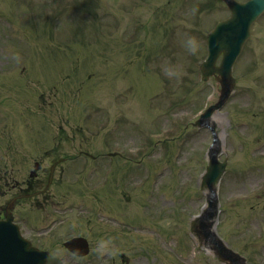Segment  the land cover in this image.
<instances>
[{
    "label": "rangeland",
    "instance_id": "obj_1",
    "mask_svg": "<svg viewBox=\"0 0 264 264\" xmlns=\"http://www.w3.org/2000/svg\"><path fill=\"white\" fill-rule=\"evenodd\" d=\"M3 1L0 0V17L7 10L20 16V28L24 32L21 43L34 41L31 39L34 32L29 28L33 23L38 41L44 40V29H48L49 25L52 27L50 43L46 42L47 46L41 42L36 44L37 52L32 56L34 61L30 70L33 77L43 83L57 82L64 71L67 79L76 76V80L72 79L74 82L83 79L85 87L74 92L72 100L62 95L64 89H54L52 105L58 109L54 115L60 109H67V116H72L84 128V137L90 141L88 144L92 153L101 152L100 147H96L99 139L112 137L119 141L116 147L122 155L133 160L130 161L131 167L124 166L121 157L113 160L115 177L121 183L112 191L118 199L109 209L100 207L107 201L100 192L93 195L84 190L83 194L80 191L72 194V189L63 185L60 190L52 189L54 195L47 199L65 203L68 211L55 206V211L51 212L57 215L65 212L62 219L68 222L70 213L76 214L86 205V209L78 213V217L86 216L87 231L81 233L92 242L98 234L99 242H107L112 249L111 253L99 255L96 251L99 243L93 244L95 258L99 259L97 264H109L111 255L117 258L116 264H222L204 249H199L188 232L189 219L203 203L204 195L197 189V183L206 164L205 151L211 140L209 132L194 127L193 122L200 110L217 99L219 87L213 78L202 81L199 71V61L206 54L204 36L210 23L205 22L208 18L206 12L198 14L195 11L205 5V0H183L180 10L178 6L174 7L176 11L161 6L158 14H163L159 16H155L154 8L165 4V0H97L98 4L93 9L95 25L99 29L97 36L87 31L89 25L82 27L76 22L83 17L90 19L78 0H16L14 4L13 0ZM43 12L49 24L41 28ZM194 12L195 16L191 17ZM63 14L65 27L61 25ZM131 15L133 19L136 15L147 19L153 27L152 40L143 47L139 39L135 44L137 46L124 47L120 43L110 46L112 40L118 42V37L124 38V42L131 40L132 35L124 27L125 21L120 20L123 17L128 26H134L132 21H127ZM220 15L222 13L218 12L217 16ZM29 16L39 21L34 22ZM195 19L201 22H194ZM23 22L28 27L25 28ZM203 23L204 32L199 41L200 30L197 27ZM115 25L116 30L112 28ZM257 25L251 41L234 64L237 89L213 116L222 140L220 159L227 150L225 158H228L227 167L230 169V173L229 170L224 173L220 183L221 207L216 229L230 247L247 258L249 264H264V48L258 47L264 42V30H259L260 23ZM77 29L80 32L74 34L73 30ZM103 33L105 35L98 38ZM189 36L195 37L198 43L194 53L185 45ZM152 43L157 44L155 52L151 49ZM159 49L162 50L160 54ZM121 52H129L126 58L138 62L147 59L148 62L118 67L125 61L119 54ZM78 60L90 65L75 67L73 62ZM104 63L110 64L105 66ZM86 71L90 77L78 79L79 72L84 74ZM78 81L75 82L77 85ZM18 82L19 87L20 83L24 84L23 80ZM95 90L99 100L94 99L97 96ZM4 105L9 106L12 117L8 116ZM103 105L110 106L104 108ZM0 107V115L3 111L10 120L12 135L17 141L24 144L47 141L43 119L28 107L23 108L13 98H5ZM155 132L163 133L162 140L156 139ZM69 134L80 137L78 130L70 129ZM12 146L9 147L13 149ZM110 149L113 150V147ZM6 163L11 169L3 167L2 162L0 172L8 171V178H13V173H18L20 178L25 174L26 168L22 165L13 161ZM85 179L88 182L91 180V183L98 180L94 176ZM127 179L128 185H124ZM71 180L69 176V182ZM126 189L129 192L125 194ZM66 197L67 200H64ZM96 203L99 206L94 208ZM44 207L40 211L42 216H46L50 209L49 206ZM98 208L109 216L124 214L133 227H121L107 216L96 218ZM116 218L123 221L119 216ZM67 227L71 229V226ZM121 249L126 255L121 258L122 262L118 253ZM52 251L54 259L50 264L54 261L55 264L67 262L56 258L60 252L56 244L52 246ZM175 254L177 262L172 259Z\"/></svg>",
    "mask_w": 264,
    "mask_h": 264
},
{
    "label": "water",
    "instance_id": "obj_2",
    "mask_svg": "<svg viewBox=\"0 0 264 264\" xmlns=\"http://www.w3.org/2000/svg\"><path fill=\"white\" fill-rule=\"evenodd\" d=\"M249 4H247L246 7H248ZM253 5L254 4L251 5L252 7L250 6L251 11L256 10V8H254ZM241 8L244 9L245 6H242ZM258 10L259 8L257 9V13ZM223 68L228 69L229 63L225 64ZM211 71L212 69H210L209 72L207 71L205 76ZM208 113L209 110L206 112V115H208ZM216 151L217 148L216 146H214L209 153L210 161L207 167V173L204 175L203 178V184H205L211 190V193L208 196V208L205 210L204 214L199 218V220L194 222L193 229L196 230L198 235L200 234L203 235L208 241L213 243L219 257L231 258V257H235L236 255L232 254L230 250L226 249L222 245L221 241L218 238H216V236L213 233H210L208 230L205 229L207 227L208 219L212 218L216 212V197L213 191V185L216 183L224 165L223 163L217 162L215 155ZM3 225H4L3 223H0V234L3 231ZM22 245L23 244L20 243L19 241L14 240L13 242H10L7 246L0 248V264H33V261L36 257V253L31 252L30 250L24 251Z\"/></svg>",
    "mask_w": 264,
    "mask_h": 264
},
{
    "label": "flooded vegetation",
    "instance_id": "obj_3",
    "mask_svg": "<svg viewBox=\"0 0 264 264\" xmlns=\"http://www.w3.org/2000/svg\"><path fill=\"white\" fill-rule=\"evenodd\" d=\"M45 158H48V155L43 156L39 162H35V169L29 171V177L22 181V185L15 188V192H11L10 189L6 188L2 191V200L0 208L4 211L8 205V201L13 198L15 195H19L20 198L26 196L21 200H25L26 198H31V203L28 204L30 206L41 205L38 202L40 199L38 198L39 195H45L48 188H46L47 179L49 175V163L46 161ZM43 162H47L44 164ZM46 198V197H44ZM22 206H25L27 203L20 202Z\"/></svg>",
    "mask_w": 264,
    "mask_h": 264
},
{
    "label": "clouds",
    "instance_id": "obj_4",
    "mask_svg": "<svg viewBox=\"0 0 264 264\" xmlns=\"http://www.w3.org/2000/svg\"><path fill=\"white\" fill-rule=\"evenodd\" d=\"M185 45L186 47L188 48V50L190 52H195L197 50V47H198V43L196 41V38L193 37V36H189L187 37L186 41H185ZM97 253L99 255H104L105 253H111L112 252V249L111 247L108 245L107 242H100L97 246V249H96Z\"/></svg>",
    "mask_w": 264,
    "mask_h": 264
}]
</instances>
